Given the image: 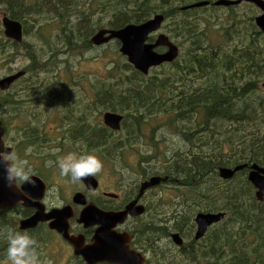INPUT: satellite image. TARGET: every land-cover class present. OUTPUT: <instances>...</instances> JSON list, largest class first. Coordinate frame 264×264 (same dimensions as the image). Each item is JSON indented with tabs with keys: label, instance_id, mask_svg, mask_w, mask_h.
Returning <instances> with one entry per match:
<instances>
[{
	"label": "trees",
	"instance_id": "trees-1",
	"mask_svg": "<svg viewBox=\"0 0 264 264\" xmlns=\"http://www.w3.org/2000/svg\"><path fill=\"white\" fill-rule=\"evenodd\" d=\"M175 1L176 5H172V0H114L112 16L106 26L117 30L162 14L164 22L168 21V27L170 25L168 38L177 39L179 46L183 43L188 46L185 55H179L170 64L158 66H167L171 71L161 77L143 76L123 62L122 69L114 77L120 80V85L106 84L101 78L93 85L98 88L95 102L105 101L102 106L107 111L124 114L120 132L126 131L125 134H132L134 139L144 119L161 114L166 121L163 126L171 128L186 148V151L182 147L169 155L164 153V162L154 159L159 166L149 170L146 176L162 174L160 176L167 177L168 182L177 183L185 190L179 193L180 211L166 217L169 220L165 221L161 217H150L139 237L145 243V251L152 250L150 255L156 264H173L175 253L169 239L171 232L182 238V245L175 247L182 254L180 258L186 257L199 264H264V198L261 202L255 199L254 189L247 180V169L236 172L230 180L218 177L219 168L243 164L264 167V97L257 94L264 93L260 87V81L264 80V36L253 19H249L243 30L234 23L227 24L220 37L214 40L207 20L203 21L201 16L206 9H215L214 0ZM200 1H207L208 7L181 10ZM0 4L4 6L1 16L18 22L22 36L35 26L29 22V16L44 14L48 16L46 21L62 23L58 44L64 49L75 41L86 49L92 48L89 40L94 29L90 26L89 16L78 11L76 0H0ZM78 13L82 15L79 20L67 23ZM198 13L202 29L200 24L190 21V16ZM237 31L243 32L237 36ZM0 41L3 45V41L9 42L4 37ZM114 44L118 46V42ZM21 45L23 47V43ZM9 46L12 51L19 47L13 42ZM29 58L33 60L31 56ZM112 70H115L113 66L108 71V79L113 77ZM197 81V87L193 86ZM39 89L30 83L23 87L30 98L45 94L60 98L64 93L63 87L56 85L45 86L41 93ZM69 98L71 93L66 98L70 111ZM14 103L13 99L6 100L0 109L5 108L8 112ZM87 110L90 109L85 106L80 114L66 112L69 125L64 127V137L70 142L81 140L78 150L83 146L102 148L108 151L107 156H111L132 146L122 137L113 144L107 128L89 123L90 119L84 120ZM95 110H90V114ZM38 128L39 132H36ZM40 128L35 124L22 128L20 133L39 146L43 140ZM199 212H222L225 217L208 228L201 239L194 240L193 218Z\"/></svg>",
	"mask_w": 264,
	"mask_h": 264
},
{
	"label": "rangeland",
	"instance_id": "rangeland-1",
	"mask_svg": "<svg viewBox=\"0 0 264 264\" xmlns=\"http://www.w3.org/2000/svg\"><path fill=\"white\" fill-rule=\"evenodd\" d=\"M76 1L78 3V11L84 12L89 16L88 20L90 26L94 29V33L99 29H107V23L112 16L114 0ZM176 4V1L172 0V5ZM213 8L215 9H206L205 12L203 10L201 16L203 17V21L204 19L207 20L210 36L214 40H217V36L220 37L227 24L231 25L234 23L235 26L243 30L248 26L249 19H253L254 21V18L260 14L257 8L247 3H241L237 6H232V8L221 6H213ZM3 9L4 6L0 4V39L4 37L1 26V13ZM229 9H232V12ZM198 16L199 13L196 16L191 15L190 21L200 24ZM81 17L82 15L78 13L77 16L69 18V22L67 23L73 24ZM45 19H48V16L44 14L29 16V22L35 26L29 29L27 35L23 36V47L19 44V47L12 51L4 46H0V77L22 70L26 72L24 78L17 82L9 91L0 92V106L6 100L11 101L13 99L15 102L12 104L14 107L8 108L11 114L6 112L5 108L0 109V119L7 125L4 142L6 144L11 143L13 147H16L20 130L35 124L41 127L40 129L43 133L41 145L27 146L24 150H18L17 153L20 155V158L28 161V164L32 168L31 175L39 177L44 182H58L65 186L72 184V187L78 188L81 186L80 183L69 182L66 177L59 175L55 164L51 167H45L44 161L47 159L54 161L53 158L63 156L69 152L77 154L94 153L103 161L102 170L95 176H92L96 181L95 188H90L91 184H89V187L83 181L81 183L89 190H95L99 184V190L107 191V193L114 191L121 192L127 188L128 184L139 183L147 176L149 170H155V166L158 167L159 165L156 164L154 159L164 162V153L169 155L182 147L183 151H186L179 136L171 128L163 126L166 121L165 116L161 114L144 119V123L138 128L134 139L132 134L130 136L126 135V131H115L107 127L110 131L109 133H111L110 136L113 144H115L118 138L122 137L127 144L132 145L125 149L122 148L120 153L109 151L112 153L111 156H107L108 151L102 148L89 149L83 146L78 150V146L82 143L81 140H72L70 142L69 138L63 137L65 132L64 127H68L66 125H69L66 119V112L69 111V103L66 104V98L69 93H71L69 102L71 103L70 106H72V109L69 111L70 114H80V110L87 106L90 110L96 109L95 111H91V114L90 110L84 112V120L90 119L89 123L102 125L104 113L120 115L123 120V113L110 112L103 108L102 105H105V101L98 100V102H95L94 98L96 97L98 88H93V85L97 78H101L106 84L114 83L120 85V80H115L114 77L122 69L121 64L123 62L127 63V61L118 51L119 44L115 47L114 42L117 41L114 40L98 47H94L90 43L91 49H86L82 47V44L77 43L79 41H75L71 47L64 49L58 44L62 23L58 21L50 22ZM68 27L70 28L69 25ZM167 27L168 21H165L159 33L169 37L170 25L168 29ZM200 27L202 29L203 26L200 24ZM240 32L243 31H237V36H239ZM248 34L249 31H247ZM170 40L177 46L180 57L185 55L186 51H188L187 44L183 43L179 46L177 39L172 38ZM29 56L33 60H30ZM68 66H70L69 69H67ZM112 66L115 69L111 71L113 77L108 79V71ZM170 71L171 68L163 66L151 69L148 74L150 76L161 77ZM262 81L263 79L260 83ZM198 82L193 84V86L197 87ZM28 83L34 85V87H40V93L48 85L63 87L64 93H62V97L60 98L46 97V94L42 95L44 98L42 96V98L40 96L30 98L23 91V87ZM261 90H264V88L261 87ZM257 94L264 97L263 91ZM63 104H66V106ZM36 132H39V128ZM160 175L152 176L164 177ZM168 181L159 182L157 185L148 188H158L157 191L163 192V196L159 199L158 203L160 207L159 217L163 221L169 220L173 214H177L176 212L180 211L178 207V203H180L179 193L183 191L180 187L179 190L174 189L175 192L172 193L173 189L169 187ZM77 197L82 199L81 194ZM185 210L186 207L184 206L183 211L185 212ZM193 234L195 233H192V236ZM197 248L198 246L195 245V249ZM176 250L173 249L175 253L173 264H199L188 260L186 257L180 258L182 254H179L178 250ZM183 251L185 252V249ZM146 256L148 257L149 264H156L153 256L150 254ZM159 260L162 261V259ZM0 264H8L7 259L3 260Z\"/></svg>",
	"mask_w": 264,
	"mask_h": 264
},
{
	"label": "water",
	"instance_id": "water-1",
	"mask_svg": "<svg viewBox=\"0 0 264 264\" xmlns=\"http://www.w3.org/2000/svg\"><path fill=\"white\" fill-rule=\"evenodd\" d=\"M245 2L252 4L260 12L254 18V24L258 31L264 35V0H216L212 3L216 7H230L237 6ZM207 1H200L188 6H184L181 10H189L193 8H201L208 6ZM164 17L162 14H156L145 22L137 25L128 24L123 28L117 30L100 29L93 34L89 43L94 47L101 46L115 40L119 43V53L126 58V61L133 69L140 74L146 76L151 68H156L165 63L174 62L179 54L177 46L169 40L165 34L158 33ZM1 25L3 28V35L15 43L22 42L21 25L8 19L2 15ZM152 35H155L151 39ZM164 48V52L159 53L156 50ZM25 75V71L16 72L10 76L0 79V90L6 91L19 78ZM264 88V80L260 84ZM103 124L111 130H120L122 116L112 113H104L102 116ZM3 128L0 122V151H3ZM248 169L247 180L255 189L254 196L257 201L261 202L264 196V168L256 164L252 165H238L234 168H219L218 177L221 180H230L234 174L243 169ZM2 175V173H0ZM33 182H41L35 176L31 177ZM167 181V177L152 176L148 180L142 182L140 186V194L150 187L157 185L159 182ZM83 182L92 189L95 188L96 181L92 176L84 178ZM23 183L22 190L28 192L30 184ZM23 201V205L30 206L26 203V198L20 194L19 189L9 188L6 186L4 180L0 178V210L10 208L18 201ZM135 202L128 204L122 212H101L94 206H87L88 208L79 217V223H83L85 227L96 226L98 229L93 236L92 243L80 251H76L87 264H146L145 258L139 253L129 247L130 236L126 233L118 234L112 229L118 224H122L127 216H137L143 213L141 206L136 209L133 208ZM61 214L62 211H57ZM224 218L223 213H197L194 217L195 234L194 240L201 239L206 230L220 222ZM39 221L38 212L32 217L20 223V229H29ZM59 231L62 227L58 228ZM171 240L174 245L181 246L182 240L177 233L171 234Z\"/></svg>",
	"mask_w": 264,
	"mask_h": 264
},
{
	"label": "flooded vegetation",
	"instance_id": "flooded-vegetation-1",
	"mask_svg": "<svg viewBox=\"0 0 264 264\" xmlns=\"http://www.w3.org/2000/svg\"><path fill=\"white\" fill-rule=\"evenodd\" d=\"M11 42L13 41H3L4 45H0L11 50L9 46ZM16 44L19 45L21 43ZM10 75H12V73L4 75L0 77V79ZM23 78L24 76L16 80L6 91H9ZM6 91L0 90V92ZM8 112L11 114L10 111ZM0 121L4 130L2 137L3 148L7 149L8 144L4 142L7 125L1 119ZM27 137V135L19 133L16 147L12 146V150L18 153V150H24L27 146H34V144L26 139ZM53 159L54 161L56 160V158ZM54 164L55 163H53V165ZM32 176L35 175H31V177ZM148 178L149 177H144L139 183L134 182L128 184L124 191H114L111 193L99 190V184L95 190H89L82 183H80V187L75 188L71 186L72 184H67V186H65L58 182H44L40 178L41 182L31 183V189L25 192L21 188L23 183H20L17 185V188L20 194L27 199L26 203L30 206L18 203L10 208L0 210V228L9 227L14 231L21 232L27 230L30 235L37 239L40 245L39 250L43 253L44 257L52 261V264H87L85 260L76 253V251H80L86 246L91 245L93 236L98 229V225L85 227L83 223H79V217L88 208L87 206H94L101 212L115 213L124 211L128 204L135 202L133 208L136 209L141 206L143 213L137 216H127L122 224H118L112 230L118 234H128L130 236V249L139 252L146 259L147 264H149L146 255L150 254L152 250L149 249L148 252L145 251V243L140 239L139 235L140 231L144 228L145 222L149 220L150 217L153 219L159 218L160 207L158 203L159 199L163 196V192L157 191L158 188H147L140 194V186L142 182ZM168 185L173 189L172 193L175 192L174 189L181 187L177 183L171 182H168ZM26 186H28V183ZM80 194L82 195V199L77 197L80 196ZM57 211H62V213L57 214ZM36 212H38L39 221L35 226L29 229H20V223L32 217ZM60 227H62L61 231L58 230ZM174 233L176 232H172L171 234ZM170 236L169 239L172 242ZM6 246V242L0 239V263L6 259ZM175 247L177 246L174 245L173 249H175Z\"/></svg>",
	"mask_w": 264,
	"mask_h": 264
},
{
	"label": "clouds",
	"instance_id": "clouds-1",
	"mask_svg": "<svg viewBox=\"0 0 264 264\" xmlns=\"http://www.w3.org/2000/svg\"><path fill=\"white\" fill-rule=\"evenodd\" d=\"M0 151V178L9 188H16L20 183H33L31 179L32 168L26 159L20 158L12 144ZM10 150V151H9ZM55 163L59 175L66 177L71 183H81L84 178L95 176L103 168V161L94 153L77 154L69 152L57 156L56 160L44 161L45 167ZM26 195V194H25ZM22 204L23 201H18ZM0 239L6 242V259L8 264H52L50 259L43 256L39 250L37 239L27 230L14 231L12 228H0Z\"/></svg>",
	"mask_w": 264,
	"mask_h": 264
}]
</instances>
